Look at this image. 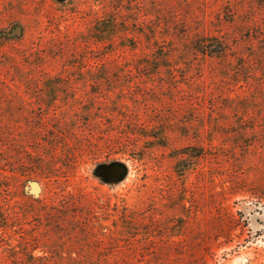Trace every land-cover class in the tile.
<instances>
[{"label":"rangeland","instance_id":"374dc122","mask_svg":"<svg viewBox=\"0 0 264 264\" xmlns=\"http://www.w3.org/2000/svg\"><path fill=\"white\" fill-rule=\"evenodd\" d=\"M0 215V264H264V6L0 0Z\"/></svg>","mask_w":264,"mask_h":264},{"label":"trees","instance_id":"16d2710c","mask_svg":"<svg viewBox=\"0 0 264 264\" xmlns=\"http://www.w3.org/2000/svg\"><path fill=\"white\" fill-rule=\"evenodd\" d=\"M60 1H62V2H65L66 0H60ZM242 1H246V0H242ZM247 1H249L250 3H253V4H256V5H259V6H264V0H247ZM214 53V52H213ZM156 138H159V137H156ZM22 169H21V174H25V171H23V167H21ZM32 202H34V203H38V204H41V205H43V203L41 202V200H39V199H32ZM44 207H45V205H44ZM44 211V213H43V215L42 216H46V219L48 218V219H50V217H51V212H49V211H47V210H43ZM2 222V224H3V222H4V219L1 217V215H0V223Z\"/></svg>","mask_w":264,"mask_h":264}]
</instances>
